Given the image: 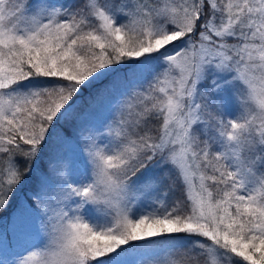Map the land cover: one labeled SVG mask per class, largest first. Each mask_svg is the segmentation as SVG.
<instances>
[{"label":"snow or ice","instance_id":"1","mask_svg":"<svg viewBox=\"0 0 264 264\" xmlns=\"http://www.w3.org/2000/svg\"><path fill=\"white\" fill-rule=\"evenodd\" d=\"M6 216L0 264H264V0H0Z\"/></svg>","mask_w":264,"mask_h":264},{"label":"rangeland","instance_id":"2","mask_svg":"<svg viewBox=\"0 0 264 264\" xmlns=\"http://www.w3.org/2000/svg\"><path fill=\"white\" fill-rule=\"evenodd\" d=\"M5 223H3L0 226V234H6L10 239L13 240V247L9 249V253L22 252L23 251V246L16 242L17 241V236L13 232L12 221L11 220L7 221V219H6ZM17 231H18V229H17Z\"/></svg>","mask_w":264,"mask_h":264},{"label":"trees","instance_id":"3","mask_svg":"<svg viewBox=\"0 0 264 264\" xmlns=\"http://www.w3.org/2000/svg\"><path fill=\"white\" fill-rule=\"evenodd\" d=\"M87 96H88V93L85 92V95H84V99H85V100L87 99ZM44 167H45V162L42 160L41 163H40V168L43 169ZM37 174H38V173H37ZM31 187H34V183H33V184H30V185L28 186V188L25 189V191H28L29 188H31ZM6 219H7V221L10 220L7 216L4 217L3 219H0V226H1L3 223H5V220H6ZM5 224H6V223H5Z\"/></svg>","mask_w":264,"mask_h":264}]
</instances>
